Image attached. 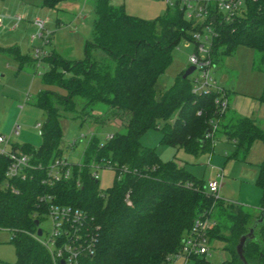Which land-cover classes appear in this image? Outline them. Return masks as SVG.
Wrapping results in <instances>:
<instances>
[{"label":"trees","instance_id":"1","mask_svg":"<svg viewBox=\"0 0 264 264\" xmlns=\"http://www.w3.org/2000/svg\"><path fill=\"white\" fill-rule=\"evenodd\" d=\"M58 1L43 0V6L52 8ZM180 2L173 0L161 15L145 21L127 15L110 0H91L94 19L82 59L64 60L53 52H45L40 59L45 65L41 73L45 89L34 96L32 105L44 113L39 125L41 143L36 150L19 149L35 168L25 180L11 181L5 188L7 159L0 156V229L10 232L16 257L13 264H52L34 237L33 225L48 203L76 209L85 216L94 244L84 264L168 262L192 221L203 213L215 222L207 234L208 242L223 243L227 258L220 264H264V156L256 166L254 185L260 198L254 213L211 196L183 167L161 161L153 148L139 143L145 131L156 129L159 143L197 155L211 152L218 132L233 146L231 159L241 162L252 143L259 142L264 148V122L258 126L250 118L219 113L213 104L216 93L191 92V75L181 79V71L167 89H155L156 80L171 61L172 49L181 39L195 44L192 35L201 33L210 20L212 64L237 46L250 48L252 69L263 75L257 100L264 104V0H244L241 10L228 21L209 6L207 16L199 22L184 18ZM94 50L104 57L96 59ZM4 51L19 65L28 59L13 47ZM74 98L81 100L79 108ZM92 112L99 114L100 124L116 120L121 131L103 143L92 137L80 160L71 165L67 180L42 184L45 169L61 155L58 119L76 113L83 122ZM95 165L112 169L115 176L110 187L101 190L90 177ZM40 197H49L50 202L40 203ZM188 261L213 264L205 256Z\"/></svg>","mask_w":264,"mask_h":264},{"label":"rangeland","instance_id":"2","mask_svg":"<svg viewBox=\"0 0 264 264\" xmlns=\"http://www.w3.org/2000/svg\"><path fill=\"white\" fill-rule=\"evenodd\" d=\"M115 6H121L124 12L132 17L145 21H152L161 15L166 6L162 0H110ZM15 16L21 21L17 26L12 27L11 22ZM76 16L79 18L76 20ZM0 18L3 29L0 30V46L15 47L22 56L28 59L22 62L20 69L28 75H15L12 73L10 78H0V90L3 100L0 101V134L7 140L11 139L13 144L26 146L29 150H36L41 143L39 128L44 121L42 110L32 105L34 96L45 89L41 85V73L45 69L42 62H32V52L35 48H41L45 52H53L64 60H80L83 57V47L90 39L92 21L94 14L92 11L91 0H60L54 7L43 6V0H0ZM40 19L44 22L43 35L46 40L37 37V30L31 22ZM58 23V24H57ZM61 25L60 28L57 26ZM209 47L204 43V50ZM194 51V44L181 39L172 49L171 61L155 83L156 90L167 89L174 78L188 66V57ZM199 55L202 56L200 53ZM96 59H102L104 54L99 50L93 51ZM254 53L250 48L237 46L233 53L223 57L213 65L210 76L217 87L222 89L225 85H230L238 95H248L253 102L259 104L257 98L261 92L263 75L252 69L251 62ZM194 72L192 75H197ZM228 88V87H225ZM56 91V89H53ZM21 93V96H19ZM4 97L11 99L10 104H5ZM76 108H79L81 100L74 98ZM255 104V106H257ZM12 105V107H11ZM18 106H21L19 109ZM264 106V105H262ZM228 112V111H227ZM76 113L62 114L58 119L61 141L60 158L67 164H76L81 157V152L88 141L94 137L99 143L105 141L106 136H111L121 131V127L116 120L107 121L103 124L98 123L100 116L97 112H92L91 117L83 122L76 116ZM17 123L20 125L18 135L11 134L12 126ZM263 125V124H262ZM160 133L156 129L145 131L139 143L143 147L153 148L163 162L172 161L184 170L195 180L200 181L202 188L206 191L208 180H215L218 170H222L223 179L219 186L216 197L222 201L229 202L236 206L248 209H258L260 191L250 182V176L255 170L256 154H252L251 148L256 150L252 144L246 162L231 159L233 146L227 142L220 133L216 132L212 142L210 153L191 155L182 152L174 147L159 143ZM75 140V144L69 146ZM8 150V149H7ZM210 155L211 161L207 162ZM224 162V163H223ZM96 180L99 189L104 190L110 187L114 181V172L108 168H95ZM207 192V191H206ZM232 202V203H230ZM254 212V211H253ZM214 213H211V216ZM38 229L41 236L38 240H46L50 232V222L48 218L41 215L38 219ZM10 232L0 229V264H13L16 260L14 248L9 243ZM223 243L219 240H210L208 243V253L205 255L207 261L213 264H220L227 258L222 251ZM178 259L174 262L161 264H182ZM190 264V261L187 262Z\"/></svg>","mask_w":264,"mask_h":264},{"label":"built area","instance_id":"3","mask_svg":"<svg viewBox=\"0 0 264 264\" xmlns=\"http://www.w3.org/2000/svg\"><path fill=\"white\" fill-rule=\"evenodd\" d=\"M121 1V0H118ZM166 6H172L173 0H162ZM244 0H181L180 6L183 10V16L186 20L203 21L208 14V7L215 9L223 14L224 21H228L233 15L237 14L243 7ZM15 22L20 21L18 16L14 17ZM38 34L37 37L46 40L43 35L44 22L40 19H35L32 22ZM1 26V20H0ZM211 22L208 20L202 26L201 33H194L192 38L195 42L194 51L188 57V66L194 67L191 73V92L193 94L214 92L218 96L214 99L213 104L219 111L224 113L226 110V93L223 89L216 86L210 76V70L213 69V64L209 57L208 49L204 50V43H208L212 35ZM202 54L199 55V54ZM45 55V51L41 48H35L32 52V59L40 62V59ZM187 66V67H188ZM198 74L193 76L192 74ZM38 129L39 124H35ZM19 126L14 124L11 129V134L18 135ZM111 139V136H106L105 140ZM7 144V139L0 134V156L7 159V166L3 173V183L5 188L9 187L10 182L14 180H25L28 176V171L34 170V166L29 162L27 154L12 150L6 152L4 146ZM75 144L72 140L69 146ZM71 165L67 164L61 158L54 159L45 169V178L41 181L42 184L51 186L55 183L65 181L70 177ZM95 168L98 166H91L90 177L96 180ZM112 170L110 167H106ZM31 178V177H30ZM222 173L220 170L216 173L215 180H208L206 183V191L211 196L216 197ZM40 203L50 202L49 197H40ZM125 203L128 205L127 197ZM45 212L42 214L46 216L50 222V232L47 234L46 240H38L34 233V237L46 250L52 264H84V260L93 252L94 239L88 232L85 216L82 212L66 206H57L48 203L45 206ZM215 226L214 220L208 214H201L197 216L189 228V231L181 239L179 249L176 253L171 255L167 261L174 262L181 259L187 262L190 257L205 256L208 253V232ZM40 230V236H41ZM39 236V237H40Z\"/></svg>","mask_w":264,"mask_h":264},{"label":"crops","instance_id":"4","mask_svg":"<svg viewBox=\"0 0 264 264\" xmlns=\"http://www.w3.org/2000/svg\"><path fill=\"white\" fill-rule=\"evenodd\" d=\"M122 1L123 0H121L119 2H122ZM78 18H79V16L78 17L76 16V20ZM0 20H1V18H0ZM20 21H21V19H20ZM20 21H18V22H20ZM11 22H14L12 27H15V26L18 25L17 24L18 22H15L14 18L11 19ZM32 22H31V24H32ZM32 26H33V24H32ZM57 27L60 28L61 25H58ZM43 28H44V26H43ZM2 29H3V26H2V22H1L0 30H2ZM8 48H12V47H1L0 46V78H4V77L10 78L12 76V73L15 75V77L17 75H24V74L28 75L27 73H24L23 69H20V65L17 63V61L12 56H10L9 54H7L4 51V49H8ZM13 48H15V47H13ZM15 49L20 54L19 50L17 48H15ZM30 60L32 62H34L32 57L30 58ZM216 86H219V85L216 84ZM225 87H228V88H225ZM225 87L223 88V90L228 95V97L226 99V110H225V112L228 111V112L234 113L235 115L240 116V117L250 118V119L254 120L258 126H262V124L264 122V106H262V105H264V104H262L260 102H259V104L254 103L252 98L248 97V95H245V94L238 95V94H236L234 92V89H232L231 84L230 85H225ZM220 89H222V87ZM0 92H1V90H0ZM19 96H21V93H19ZM4 99H5V102H6L5 104H10L11 101H12L9 98L7 99V97H4ZM1 100H3V96L2 95H0V101ZM255 104L257 106H255ZM11 107H12V105H11ZM18 108L20 109L21 106H18ZM15 124H17V123L15 122ZM18 126L20 127V125H18ZM119 126H120V124H119ZM10 140L11 139H8L7 140V144L4 146V150L6 152H9V151H12V150H19L21 148V146L13 144L12 141H10ZM256 143H258V142H254L252 144L258 145ZM256 147H257L256 150H253L251 148V151H250V153L252 152V154H253L255 152L254 154L257 155V159H256L255 165H254L255 170L252 173H250L251 176H250V180L249 181L251 183L252 182L254 183V178L256 176V166L259 164V162L262 160V158L264 156V148H263V146L262 145L261 146L258 145ZM208 160H209V162L211 161L210 155L207 158V162H208ZM245 160H246V158H245ZM244 162H246V161H244ZM220 171L222 173V179H223V177H224L223 172H222L221 169H220ZM220 184H221V182H220ZM223 202H226V201H223ZM230 203H232V202H230ZM246 209H248V208L246 207ZM249 210L252 211V212L254 211V213H255V212H257L258 209H249ZM187 262H183L182 264H187Z\"/></svg>","mask_w":264,"mask_h":264},{"label":"water","instance_id":"5","mask_svg":"<svg viewBox=\"0 0 264 264\" xmlns=\"http://www.w3.org/2000/svg\"><path fill=\"white\" fill-rule=\"evenodd\" d=\"M193 71H194V67H192V66L186 67V69L183 71V73L181 75V79H185L186 77L190 76ZM33 225L36 228L35 235H36V237H39L40 236V230L37 227L38 226L37 221H34ZM243 240H244V237H241L239 240V243L236 247V253L238 256H240L241 245H242ZM59 264H62V262H60Z\"/></svg>","mask_w":264,"mask_h":264}]
</instances>
